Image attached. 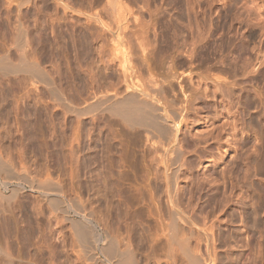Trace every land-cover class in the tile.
Segmentation results:
<instances>
[{
    "label": "rangeland",
    "instance_id": "obj_1",
    "mask_svg": "<svg viewBox=\"0 0 264 264\" xmlns=\"http://www.w3.org/2000/svg\"><path fill=\"white\" fill-rule=\"evenodd\" d=\"M24 1H26L27 3ZM121 1L129 9V12L126 14H129L127 18L129 17L128 20H130L131 22L128 21V27L126 30L128 32L126 33L128 34L127 37L129 36V38L131 39H129L128 43L130 42L131 44V41L134 38L131 44L132 46L134 45V47H131L130 44L128 45L130 48H132L130 49V52H132V63H130L132 65H130L134 71H137L136 74L139 76L137 80L139 79L140 83L143 84V86L149 88V72L145 68L146 64L142 62V59H144L146 60L145 62L149 64H147L148 67H151V69L156 68L155 74L151 73L153 76H155L156 74H160V72L163 73H161L163 78H165L164 74H173L172 76H174V78L172 79L173 81H171V83H174L173 86L177 94L175 95V97H172V95L170 96V94H168L167 98H175L173 99L174 102L178 101L179 103L181 102V100L185 101L186 104L185 102H183L185 105L182 103V106L184 105V108L188 106L187 109L185 108L184 114L188 116L187 123H191H188L187 129L183 127L180 133L181 135H179L181 136V138H179L182 140V145L180 143V146L182 147V149H180L182 150V158L179 160V165H185L184 170H188L187 173L186 171H183V168L180 167L182 169V174L184 177L182 178L185 179V175H188V177L189 175H191L190 178L192 179L187 177V180L192 181H189L190 183L183 179L179 181L180 183L178 184V196L180 198V202L182 203L183 209H181L184 212L185 207L184 214H186L187 212V216H190L189 214H191L194 218L196 216L195 220L198 226H201L203 228L205 226L204 230H208L210 228L208 232H210L209 234H211V238L214 239L212 241V239L210 238L211 240L209 241L210 243L212 241L213 244H211V246H213L212 249L214 248L213 253L210 250L211 257L213 255V264L214 262L215 264H264V0ZM0 2L2 7L4 4L3 2H8L11 4L10 8L13 10L11 17L16 14V11L14 10L16 4H18L19 2H24V5H22L21 3L22 6L20 7L21 9H19L20 12L18 14H20V21L22 20L21 22L24 28L27 27L25 25L29 26V29H25L27 30V34H29V37L32 40L34 39V41L36 40L35 38H37V33L36 36L33 35H35V31L38 32V22H40L39 26L42 27L43 25L42 28L46 32L45 36L47 35L46 37L51 40L53 48H55L54 42L56 39L57 43L59 42L57 46L59 47V50L61 52H63L64 48L63 41L65 38H70L72 28L71 22L69 23L70 19H68V10L62 9L63 6L66 5L65 7L70 8L71 15H75L73 17L76 20L78 18L77 21L79 22V25L81 23V26L79 27L81 29L79 31V29L77 28L78 30L76 29V32H82V36H90L88 37V40L97 37L95 31L97 32V34H99L100 32L102 34V31L99 30V26H97L96 24L92 25L93 23L86 19L87 15H99V17L101 18L103 17V20H105V22L107 21L106 19H108L106 16H109L108 13H105V11L108 12V5H106V0H79V3L78 0H0ZM59 2H63V6L61 5L60 7ZM127 7H125V9L128 11ZM2 9L0 6V20L3 18V16H5V12ZM64 11L65 13H67L65 14ZM73 12L74 14H72ZM180 16L185 17L184 24L187 26V29L183 30V33L181 35L174 33V35L179 36L175 37L173 35L174 37H172V40L173 38H175V40L178 41H171L172 43L174 42V47H172L171 43V51L165 52L163 49L165 45L164 37L166 38V32L164 28L165 24H168L169 21L174 24L176 19ZM95 25L96 28H94ZM28 30L31 32H29ZM1 32L3 33V31ZM84 32L86 33V35H84ZM6 33L8 34L9 32L5 31V35L3 33L4 38H9L10 34L7 35V37ZM101 36V38L98 37L100 39L99 42H101L100 45L102 46L103 43L102 47L106 46L105 48L107 49L105 51H109L108 48L111 47L110 44H108V40L106 39L107 37L104 35ZM103 36L106 38H104ZM9 39L11 40V38ZM103 39L105 40L103 41ZM10 40H7L8 43H6L5 47L11 46V42H9ZM137 41L139 42V45L147 44L145 45L146 47L143 45V48H146L145 50L147 53H145L147 55H144L145 53L141 54V50L139 51V48L137 49ZM140 41L143 42L140 43ZM59 44H63V47ZM89 46L91 47V45ZM69 49H71V46L69 47ZM90 50H92V47L90 48ZM52 51H55V49H53ZM68 51L71 52V50ZM68 51L66 52V55H63L65 54L64 52H60L62 56H64L62 58V56H60L61 54H59V57L62 59H58H60L61 61L58 60L56 61L57 63L53 61L52 65L54 64V62L56 63V65H53V67L55 68L51 67L53 68L51 69L50 67H48V65H46L47 69L49 70L48 73H50L49 76L52 82L57 86H62H56L57 89H62L63 87H65L64 85H66V88L69 89L68 91L66 90L67 97H55L51 96L50 94L49 96L47 95L48 93L45 91L43 85L34 83L30 86L27 82V84H25L24 86L25 89L23 90H28L29 92L31 91L29 93L31 96H21L22 92L18 95V92L22 90H17L18 92H16L18 99L17 96H10L9 100L11 97H15L16 99L11 98V100H14V102H19L18 110L21 111L20 114L18 111L17 119L20 118L18 119V121H20L17 124L18 128L21 129V132H19L20 134L23 133L22 135H25V130H27L26 128L28 127V123L26 124L27 120L26 118L24 119V117L27 116V114H25V111L28 112V115L33 112L31 116L34 113H37L36 116L38 115V118L41 116V119H39L41 122H39L38 120L37 125L38 127L44 129L45 139L40 140V143H42L43 145L46 144L48 146V148L45 149L47 150V152L45 151V154L41 156V159L43 160H40L41 164H45L46 166L48 165L52 170L54 176L61 178L69 177L68 172L70 173L75 168L73 170L75 174L73 173V171L72 173L74 175L77 174V178L73 179L72 186L68 182L67 186L69 185L70 187H66L68 188V190L71 188L72 191H74L77 190V185L81 184L84 187L87 181L86 174H80V172H84L80 168V161H83V159H85L88 155L86 154V152L83 153L84 149L86 150L88 141L92 140V142H94L97 147H100V144L102 146L103 143H101V141L105 140L104 133L106 132V130H108V128L107 126L104 127L102 123L103 117L99 116L98 112H96L95 115L93 113L92 115L90 114L88 116H81L79 120H77L78 118L76 119L72 113V115L68 111L66 113V109L63 104L65 105V103H69V98H71L70 94L74 95V85H72V80L67 78V76L70 77L69 73H67L68 71H65L67 70L66 66L69 65L68 67L74 68L75 65L73 64L75 63V59L72 55L68 54ZM143 55L144 57L146 56V59L143 57ZM88 57L86 61L92 62L90 56ZM84 62L85 58L81 60V65L83 69H86L90 65L86 67V65L88 64L87 62V64L85 63L86 65H84L85 67H83ZM93 64L91 63V66ZM59 65L63 66L62 70L61 67L60 69H57L59 68ZM98 65L99 64H97L96 66V63L94 64V66L98 68L101 67L100 69H96L94 68V66H92L93 68H89L92 70L95 69L97 70V72L99 70L98 76L100 75L102 79L104 78L102 82L105 83L106 87L108 86V89L104 88L103 91L105 92L103 93H108L112 89H117L119 85H122L121 82L120 84L118 83V80L120 79L119 76H121L119 75L120 72H117V70L114 69V67L118 69L117 66H111L109 68L107 67L105 70V67L103 68V66ZM54 70L56 72H54ZM61 75L66 77H61ZM156 76L158 77L160 75ZM156 76L154 78L157 79V81H159L160 78L161 82L162 77L160 76L157 78ZM12 78L13 76L8 79L9 83H14L13 85L16 87L18 85V82H15V79ZM65 79H67V81ZM106 83L108 84L106 85ZM164 84L166 85V83ZM180 85L182 86L184 95H186V98L184 97V99L183 94L181 93L182 90L179 91ZM213 86H216L217 89L215 93L211 90ZM218 87L221 88V90ZM208 88L211 89L208 90ZM120 89H122V86L120 87ZM120 89H118V91L123 92V89L122 91ZM89 91L93 90L89 89ZM217 94H219V96ZM82 95H80L81 97L74 95L70 99L72 100L71 102L75 104L73 105L71 103V105H73L75 109L83 107V101L87 102L89 100L86 97V94L84 96ZM65 97L68 98V101L65 99ZM191 97H194V100ZM189 98L192 99V101L190 100V103L188 102ZM26 101L30 102V104ZM193 101H195L196 103ZM14 102H10V104L13 106ZM27 104H29V106L31 107H29ZM175 104L177 105V103H174L173 105ZM189 104L194 107L196 105V107H191ZM174 108L177 107L175 106ZM100 122L103 125V127H101L102 131L105 129L103 132L101 131V129H99L101 126ZM206 127L208 129H205ZM88 128H93L94 131H91L93 134L90 132L91 136L86 137V129ZM119 128V126L115 125L112 126L110 130L112 131V134H116V136H118ZM192 129L194 131H192ZM197 129L203 130H201L200 133ZM204 129L205 131L208 130L207 133H209L210 131L211 134L209 133V135L205 136V138H199L206 133ZM196 130L199 133H196ZM192 132L193 135H191ZM139 133L135 130L131 133V136L128 137L129 139H132V141H130L134 143L131 146V148H133V151H131L132 153L129 154L130 156L124 161L123 164L119 162V159L114 154L115 151L112 149H110V152L107 154V159L109 161L106 160L110 164V169L113 175L117 176L122 174L125 177V185H123V188L125 190L127 189V196H130V198L133 199H138L137 193H139V190L146 196V203H135L132 205V207L130 206V209L128 206H126L124 210L128 209V213L133 211L131 214H127L129 216L134 215L136 211L133 209L135 207L141 209L142 206L143 209L147 212L145 213V211L142 209L144 211V214L149 215H146L148 217L146 221L144 219L140 223L141 226L144 227L141 228L144 234L148 236L149 234L151 236L153 235L156 239L164 237V241L162 239L160 240V242L163 241V243L161 244V248L155 249L154 251H152V249L150 248L149 242V245L147 243L146 245L141 246L140 249L144 250H139L143 253L146 251L145 255L148 254L149 258H147L148 256H143V253L141 252L140 254L142 255L140 256L138 251V254L140 256V258L138 259V254L136 255L138 263L142 261L140 262V264H154L153 259L151 260L152 257L155 260V264H157V261L159 262L158 264H171V261L173 264H186L187 261L186 259H184L186 257L183 256L185 254H183V251H189V253L191 254L194 251V255L198 256V254L200 253L199 255L201 256L199 257H204L206 255V248L203 241V235L201 236L202 239L199 238V241H202H197L200 232H197L198 235H196V238V233L193 230L194 233H192L195 236L193 237L188 226L186 227L184 224H180V222V225L177 223V226L179 225L180 227H183H181L182 229L179 228V226V229L176 228L180 233L176 232L177 230L175 229V238H178L179 241H182L181 245L183 244V247H181L180 243L177 244L176 242L172 241L177 245L176 246L170 241L171 239L168 238V232H166L168 230L164 231V227L167 226L169 209L167 210L168 205L166 197L162 193L163 188L159 184L154 185L155 182H153L155 170L156 168L160 169V164L158 162L155 163V165L159 164V167L156 165L157 167L154 168V161H157L156 157L155 155L153 156L152 153H148V145L144 144L147 142H144L146 141L145 138L142 139L143 136L141 133V135L139 136ZM197 134H200L201 136L197 137ZM59 142L60 144L58 145ZM55 143L57 144L56 149L59 151L60 145L64 144V152L67 154L70 153L71 147L75 151H78H76L78 158V162L76 164L78 165L79 163V165L77 166L78 169L72 166V168H70V165H72L74 161L70 162V158L68 156L64 158V160H69L68 163L65 161L67 165L62 164L65 162L60 161L63 159L60 158L59 154L57 153L59 151H56ZM42 144L41 146H43ZM46 145L45 147H47ZM143 147L144 149H146L145 151H148V154L144 151V149H142ZM52 149L55 151L52 152ZM142 150L144 151V155ZM56 154L60 159L57 156H54ZM142 155L144 157H142ZM152 157L153 159L155 157L154 161ZM167 157L168 158H166V160H169V156ZM56 158H58L59 161ZM59 162H61V164H59ZM74 163L73 165L76 166ZM105 163L100 164L98 168H100V166H104ZM135 166H138L139 169H135ZM75 170H80L77 171L79 174L75 172ZM198 180L199 182H197ZM193 181H195L196 183ZM157 185H159L160 187ZM196 186L197 188H200L198 189L200 190V193H198L199 191L195 189ZM155 187L157 189L160 188L159 190L156 189L157 192L162 189V191L160 192L163 195L160 193H156ZM192 188L195 190H193L194 192L192 191ZM190 194L191 197L189 196ZM198 195L201 198H199ZM213 196L214 198H216V200L214 199L216 203L213 200ZM206 197L211 201L213 200L212 203H214L210 204L211 201L209 200L206 202ZM218 197L219 199L217 200ZM94 199L96 201V195ZM147 199H150L152 204ZM95 201L94 205L95 203L97 204V202ZM217 201L218 203H220L217 204ZM164 203L166 204V211L163 212L162 209L165 207L163 205ZM193 203H195V205ZM214 204H216L217 206ZM210 205H213V207H210ZM145 207H147V210L145 209ZM104 208H106L107 210H105ZM138 208L135 209L138 210ZM103 209L104 211H106L105 213H107L108 208L105 204L103 205ZM163 213L166 214L164 215L165 217L163 216ZM109 221L110 219L108 220V222ZM112 221L114 220H111V222ZM123 221L121 220V222ZM115 222H118L117 225H119L122 230H120V233L125 237L126 230L123 232V230L125 229L124 223L119 224V221ZM159 222L165 223L164 225L166 226H164L162 223L163 228H161V223ZM157 223L158 225L160 224V226H156ZM146 224H150L149 226H151V228L148 229L149 226H147ZM117 225L115 226L117 227ZM152 225L154 226L152 227ZM119 226L117 227V230L120 229ZM122 226L124 227L123 229ZM155 226L158 227V229ZM144 229H146L147 234L145 233ZM160 229H163L164 232L160 231ZM187 232H190L192 237L196 240L192 241L193 238L190 239V236ZM120 233L119 237H121L122 239L123 236H120ZM212 234L215 236H212ZM157 235L159 237H157ZM184 235H186L185 240H188L187 245L185 244L186 241H184L183 243L184 238L182 237H184ZM123 239V241L125 242L126 239ZM165 240L170 243L165 242ZM166 243L171 245H168V248H166ZM184 245L188 247L186 248ZM175 246L178 249L181 248V250H183V255H180L181 251L178 250ZM211 246H209V249L211 248ZM194 247H196V249ZM150 253L152 254V256ZM167 253H169L170 257H172V260L169 256L165 255ZM144 258L147 259L145 260ZM146 261L147 263H144Z\"/></svg>",
    "mask_w": 264,
    "mask_h": 264
},
{
    "label": "bare ground",
    "instance_id": "obj_2",
    "mask_svg": "<svg viewBox=\"0 0 264 264\" xmlns=\"http://www.w3.org/2000/svg\"><path fill=\"white\" fill-rule=\"evenodd\" d=\"M106 1H107L106 5H108V12L105 11V13H108L109 15L106 16L108 18L106 19L107 20L106 22L105 20H103V17L101 18L99 17V15H91V16L89 15L90 17L87 15L86 17L87 20L93 23L92 25L96 24L97 26H99L100 28L99 30L102 31V34L101 32L97 34V32L95 31L97 37L94 39L89 38L90 40H88V37L90 36L88 37L82 36L81 34L82 32L81 33L76 32L77 28L80 31L81 28L79 27L81 26V23L79 25V22L77 21L78 18L76 20L73 17L75 15L73 16L71 15L70 8L65 7L66 6L65 4H64L65 6H63L62 5L63 2L62 3L59 2L60 7L61 5L63 6L62 9L68 10V15L69 17L70 16L71 17L70 18L68 16L67 17L68 19H70L69 23L71 22L72 24L70 38H65L63 41L64 42L63 52L65 53L63 55H66V52L68 50H71L72 53L68 51V54L74 57L75 63L73 64L75 65L74 68L72 67L73 69L71 67H68L69 65L66 66L67 70L65 69L66 70L65 72L68 71L67 73H69L70 77L67 76V78L71 79L72 85H74V95L81 97L80 95L83 94L82 96H84L86 94L87 95L86 97L89 99L87 102L83 101L84 102L82 105L83 107L77 109L74 108L73 105L75 104H73L71 102L72 100H70L74 95L70 94L71 98H69L68 101V98H66L67 97L66 90L68 91L69 89H67L66 85L64 84L63 85L65 87H63L62 89L59 88L57 89V87L61 85L57 86L55 85V83L52 82L49 76L50 73H48L49 70L47 69L46 66L48 65V67L50 68L53 67L54 64L56 65L57 63L56 61L58 60L61 61L60 59L64 57L61 54L63 52H61L59 50V47L57 46L59 42L57 43V40L55 39L54 42L55 48H53L51 40L48 37H46L47 35L45 36L46 32L42 28L43 25L41 24L42 27L39 26L40 22L37 21L38 19L36 20L39 24L38 32L35 31V35H33L36 36L37 33V38H35L36 40L34 41V39L32 40L29 37V34H27V30H25L29 26L25 25L27 27L24 28L21 22L22 20L20 21L21 19L20 14H18L20 12L19 9H21L20 7L24 5L25 4L24 2L26 1L21 2L22 5L20 2H19L20 4L19 3L16 4V7L14 9L16 11V14L13 17H11L13 10L10 8L11 6L10 3L3 2L4 3L3 7L0 4L1 9L3 8L2 10H4L5 12V16H3V18L0 20V264H140V262L142 261L138 263V259L142 255L140 254V252L144 250V249L143 250L140 249L141 246L146 245L149 242L152 251L161 248V244L164 241L163 240L164 237L163 238L160 237L156 239L154 238L153 235H152L153 237L150 234L149 236L145 235L143 230L141 229L143 226H141L140 223L144 219L146 221L148 218L147 216H149L147 214H146L147 216L144 214L145 210L143 209V207L141 206V209L135 207L136 209L138 208V210L134 208L133 210H135L136 213L134 212L135 214L133 213L134 215L132 216H129L128 214H131L133 211L128 213L127 212L128 209H125L126 211L124 210L126 206H128L130 209L132 205L135 203H144V202L146 203V198H145L146 196L143 193H141L140 190L139 193L136 192L138 194L137 195L138 199H133L130 198V196H127L128 195L126 191L127 189L125 190L123 188V185H125L124 184L125 177L122 174L117 176L113 175L110 169V164L109 162L106 161L108 160L107 154L110 152V149H112L115 151L114 154L119 159V162L121 164L124 163V161L130 156L129 154L132 153L131 151H133L132 150L133 148H131V146L134 143L131 142L132 139H129L128 137H130L131 133L135 130L138 131V133L140 132L142 134L143 136V138L141 137L142 139L145 138L146 141L144 142L147 143L144 144L148 145L147 150L149 152L145 151L146 149H144V147L142 149H144L146 153L148 152V153H152L153 156L155 155L157 160L156 162L154 161L155 157L154 159L152 157L154 161V165L157 162L160 164V169L156 168L159 164L158 165L156 164L157 166L155 165L154 167L156 168V170H155L153 182H155L154 185L159 184L163 188L162 193L166 197V201L168 205L167 210L169 209V213L167 211L168 217L166 216L168 219L167 226L164 225L165 223L159 222L161 223V228H163L162 227V223H163V225L167 227V229L166 227H164L165 228L164 231L168 230L166 232H168V238L171 239L170 241L171 242L174 241L177 244L180 243V245L182 241H179L178 238H175V229L181 228L182 226L180 227L179 226L180 224H184L186 227L188 226L191 233L194 230L196 233L195 236L198 235V233L200 232L199 233L200 235H198V238L196 236V238L198 242H201L202 241L201 236L203 235V241L206 248V255L204 257H199L201 256L199 255L200 253L198 254V256L194 255L193 250H192L193 255L189 253V251L184 252L183 250H181V248L178 249L176 247L177 245L174 242L172 243L175 244L176 245L175 247L181 251L180 255L182 254V251L183 254L185 253L184 255L183 254L182 255L186 257V258L183 257L187 261V262L185 261L186 264H213V259H212L213 255L211 257L210 252L212 251L213 253L214 248L212 249L213 246H211V244H213L212 241L214 239L211 238V234H209L210 232H208L210 228L209 229L206 228L208 230H204L205 226L204 228L198 226L195 220L196 219L195 214H194L195 218L192 217L191 214H189L191 217L187 216L188 214L187 212L186 214H184L185 207L183 212L182 203L180 202V198L178 196V184L180 183L179 181L184 178L181 168H183V171H186L188 173V170L186 169L184 170L185 165L183 163L182 164L184 166L179 165V160L182 158L181 156L182 150H180L182 149V147L180 146V143L182 145V140L180 139L181 136L179 135H181L180 133L182 131V128L185 127L187 129L188 123H191V122L187 123L188 116L184 114V110L185 108L187 109L188 106H186L185 108L183 107L186 104L185 101L181 100V102L179 103L178 101L174 102L173 99L175 98L172 99L167 98L168 94H170V96L172 95V97L173 96L175 97V95L177 94L173 86L174 83L173 84L171 83V81H173L172 79L174 78V76H172L173 74L171 73H167L164 74L165 78H163L161 75L162 72H160V74H156V75H160L163 80L161 79L160 82V78L159 81H157V79L154 78L156 75L153 76L152 74H155L156 68L151 69V67H148L149 64L145 62L146 60L142 59L144 55H147L146 54L147 52L145 50L146 48L145 49L143 48L147 44H143L144 46L139 45L138 42L139 40L137 41L139 46L138 45L135 46L137 47V49L139 48V51L141 50L140 51L141 54L142 53L144 54L146 52L143 55V57L141 56L142 58L140 57L138 58L142 59V62L146 64L145 68L149 72L148 75L150 82L149 88L143 86V84L140 83L139 79H138L139 81L137 80V78L139 77L136 74L137 71H134L133 68L131 67L132 52H130V49L132 48H130L128 45L130 44V42L128 43L130 38L129 36L127 37L128 34L126 33L128 32L126 31L128 27L127 26L128 21L131 22L130 20H128L129 17L127 18L129 14L128 15L126 14L129 12V9L125 4H123L121 0H106ZM125 7H127L128 11L125 9ZM72 14H74V12ZM184 20L185 17L180 16L176 19L174 24H172L170 21L168 22V24H165L164 28L166 32V38L164 37L165 34L163 36L165 40V45L163 49L165 52L171 51L172 49L171 41H176L175 38H173L172 40V37L174 36L178 37L183 33V30L187 29V26L184 24ZM96 25L94 28H96ZM1 31H3L4 35H5V31L9 32L8 34L6 33V36L10 34L9 38H11V40L9 38L6 37L5 38L7 40H10L9 42H11L10 43L11 46L5 47L6 43L8 42L4 38V35ZM174 33L175 34L177 33L179 35L176 36L174 35ZM100 34L107 37L106 38L103 36L108 40V44H110L111 48H108L109 51H105L107 49L105 48L106 47L105 44H104L105 47H102L103 43L102 46L100 45L101 42H99L100 39L98 38V37L100 38L102 37ZM84 35H86V33ZM104 40L105 39H103V41ZM141 42L143 41H140V43ZM173 43H172V47H174ZM131 44L130 46L134 47V45L132 46ZM59 45L63 47V44L62 45L59 44ZM89 45H91L92 50H90L91 47ZM70 46L71 49H69ZM53 49H55V51H52ZM59 54H61L60 56H62V58L59 57ZM88 56H90V59H92V62L89 59V61L92 64L96 63V66L97 64H99L98 66L101 65L103 66V68L105 67V70L107 67L109 68L111 66L112 67L117 66L118 69H116V67H114V69L117 70V72H120V74L119 73L118 74L121 75L119 76L121 80L119 79L120 81L118 80V83L120 84L121 82L122 85L119 84L118 85L120 87L122 86L123 92L118 91V89H120V87L118 86L119 88L117 87V89L115 88L109 91L108 93H103L105 92L103 91V89L107 88L108 86L106 87L105 83L102 82L104 78L102 79L100 75L98 76L99 70L97 72V70L95 69H94L95 71L90 69L92 66H94V64L91 66V63L86 61ZM84 58H85V62L83 64V67H85L84 65H86L88 62L86 67L90 65L89 66L90 68L89 67H87L86 69L82 68L81 60H83ZM53 61H55L56 63L54 62V64L52 65ZM96 66H94V68L97 69L98 67ZM60 67L62 70L63 68L62 65L61 66L59 65V68L57 69H60ZM68 68L71 70H69ZM54 72L56 71L54 70ZM63 75H61V77ZM11 76H13L12 79H15V82H18L17 83L18 85L16 87L13 85L14 83L13 84L9 83L8 79H10ZM63 77L65 78L66 76ZM65 80L67 81V79ZM27 82L28 85L30 86L31 84L34 83L36 84L39 83L43 85L45 91L48 93L47 95L50 94L51 96H55V97L66 96L65 99L69 103H65L64 105L63 104L65 102L64 100V102L61 104H63V106L65 107L66 113L67 111L70 112V114L72 113L76 119L78 118L77 120H79L81 116H88L90 114L92 115L93 113L95 115L96 112H98L99 116L103 117L102 123L104 127L107 126L108 128V130H106V132L104 133L105 137L103 136L105 140L103 141L101 139L102 140L101 143H103V145L101 146L100 144V147H97V145L94 142H92V140L88 141L89 139L87 138L88 143L86 146V150L84 149L83 153L86 152V154L88 155L86 156L85 159H83V161H80L81 164L80 168L84 171V172H80V174L85 173L87 176V181L84 187L81 184H79L77 185V190L73 189L74 191H72L71 188L69 190L68 188H66V187H70L69 185L67 186L68 182L72 186L73 179L77 178V174L74 175L75 173L73 171L75 168L72 170L74 174L71 171L70 173L68 172L69 177L61 178V177H55L48 165L46 166L45 164L44 165L41 164L40 161L42 160L41 156L45 154L44 153L45 151L47 152V150L45 149L48 148L46 144L43 145L42 143H40L41 142L40 140L45 139L44 129L38 127L37 125L38 120L41 119L40 118L41 116L38 118V115L36 116L37 113L36 114L34 113L31 116V114L33 113L32 111L30 115H28V112L25 111V114H27V116H25L24 119L26 118L27 120L26 124L28 123V127L26 128L27 130H25L26 131V133H24L25 135H22L23 133L22 134L19 133L21 132V129L18 128V124H17L20 121V120L18 121V119L20 118L17 119V115L19 111L18 110L19 102H14V100H11L12 97L10 98L11 100L10 101L9 97L10 96L16 97L18 92L17 90H22L18 92V95L21 94L22 92L21 96H31L29 94L31 91L29 92L28 90L26 91L23 90L25 89L24 86L25 84H27ZM164 83H166V85ZM10 84L13 86H11ZM107 84L108 83H106V85ZM179 88H180L179 91H181L182 86L180 85ZM89 89L93 91H89ZM122 89L120 90L122 91ZM210 89L211 88H208V90ZM219 89L221 90V88ZM211 90L212 92L215 93L217 90L216 86H213ZM181 93L183 94V99H184L186 95H184L183 90L181 91ZM217 95L219 96V94ZM192 99L194 100V97ZM192 99L189 98L188 102L190 103ZM10 102L11 103L14 102L13 106L10 104ZM183 102H185V104ZM27 103L30 104V102ZM71 103L73 105H71ZM174 103H177V105L176 104L173 105ZM182 103L184 104L183 106ZM29 104L27 105L29 106ZM189 105L191 107H194L191 104ZM175 106L177 108H174ZM39 122L41 121L39 120ZM102 123L99 128L101 129V131H102L101 127H103ZM115 125L120 127L118 132L119 135L117 134L118 136H116V134H112V131L110 130V128ZM205 129L208 128L206 127ZM86 130H87L86 137L91 136L90 132L93 130V128H88ZM194 130L192 129V131ZM197 130L195 131L196 133L198 131L201 133V130L203 129H199L198 131ZM207 131L205 132L207 133ZM140 133L138 134L139 136L141 135ZM206 133L203 134L202 137H199L201 135L197 134V137L205 138V136L209 135V133L211 134L210 131L209 133L207 134ZM191 135H193V132ZM41 144L44 147L41 146ZM59 144L60 142L58 143V145ZM45 145L47 147H45ZM56 146L57 144L55 143V149L57 148ZM63 146L64 144H61L60 148L58 147L60 151L56 149V151H59L57 153L59 154L60 158L64 160V158L68 156L70 158V162L74 161L75 163L74 162L73 163L76 165L74 166L72 163V165H70V168L72 167L77 168V166L79 165V163L78 165L76 164L78 162L77 161L78 151L76 150L77 151L76 152L71 147L72 151L70 149V153L67 154L64 152ZM53 149L52 152L55 151ZM73 151H75L76 153ZM144 151H143V155H144ZM143 155L142 157H144ZM54 156L56 157L57 154ZM167 156H169V160H166V158H168ZM63 160L60 161L62 162L66 161L67 163L69 161V160L67 161V159H65L64 161ZM65 163L62 164L67 165V163L66 164ZM103 163H105V165L102 167L100 166V168H98L99 165ZM59 164H61V162H59ZM136 168H138V166L137 167L135 166V169ZM77 171L75 170V172ZM185 177L186 178L183 180L188 181V183H190L189 181H192V180H187L188 175L187 176L185 175ZM190 177L191 175H189L188 178ZM197 182H199V180ZM156 187L155 190L157 189ZM159 189L160 188H158L157 190ZM195 189L199 191L198 193H200V190H198L200 188H197L196 186ZM157 190L156 193L162 194L160 192L162 191V189L159 192H157ZM193 190L194 189L192 188V191ZM95 195L98 199V200L96 199V201L94 199ZM189 196L191 197V194ZM214 199L216 200V198H214L213 196V200ZM218 199L219 197L217 198V200ZM147 200L150 201V199ZM208 200L209 199H207L206 202ZM94 201L97 202V204L95 203L94 205ZM212 201L210 204L214 203V202L212 203ZM219 203L217 201V204ZM104 204L108 208L107 213H105L106 211H104V209L105 210L107 209L106 208L103 209ZM193 204L195 205V203ZM163 205L165 206L164 207L165 209L163 208ZM163 205L162 208L164 210L162 209V211L164 212L166 211V204L164 203ZM210 207H213V205L212 206L210 205ZM146 208L147 207H145V209ZM145 213L147 212L145 211ZM164 215L166 214L163 213V216ZM109 219L110 221L108 222ZM111 220L114 221L111 222ZM121 220L124 221L121 222ZM115 221H119V224L124 223L125 229L123 230V232L126 230L125 237L120 233L121 227L117 225L118 222ZM177 223L179 224L178 225L179 228L177 226ZM115 225H117V227L119 226L120 229L118 228L119 230H117V227ZM154 225H152V227ZM157 225L158 223L156 224V226ZM158 226H160V224ZM123 228L124 227L122 226V229ZM150 228L151 226L148 227V229ZM156 228L158 229V227ZM146 229H144L145 233H146ZM160 231H163V229H160ZM176 232H178V230ZM119 233L120 236L121 235L123 236L122 239L121 237H119ZM193 233L192 235L193 237H195ZM188 234L190 236V239L193 238L190 232ZM185 236L186 235L182 237L184 238L183 243L184 241H186ZM212 236L215 235L212 234ZM157 237L159 236L157 235ZM123 238L126 239L125 242L123 241L124 240ZM199 238H201L200 239L201 241H199ZM210 238L212 239L211 243L209 242L211 240ZM161 239L163 240L162 242H160ZM166 240L165 242H167ZM194 240L196 239L193 238L192 241ZM187 241L185 242L186 245H187ZM167 243L165 244L166 248H168V245H171ZM182 245L181 247H183ZM186 245L184 246L187 248L188 246ZM209 246H211L210 249ZM194 248L196 249V247ZM138 251L140 256L138 254ZM145 253L146 251L143 253V256L147 257L148 254L145 255ZM137 254H138V259L136 258ZM165 255L169 256V253ZM147 258H149V256ZM147 258L144 259L146 260ZM170 258L172 260V257ZM152 259L155 264L154 258L151 257V260ZM144 263H147V261ZM156 263L158 264L159 262L157 261ZM171 264H173L172 261Z\"/></svg>",
    "mask_w": 264,
    "mask_h": 264
}]
</instances>
